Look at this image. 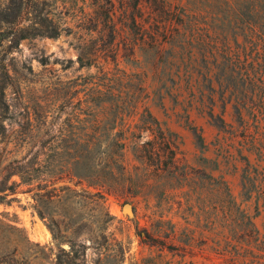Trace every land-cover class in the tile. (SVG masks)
Wrapping results in <instances>:
<instances>
[{
    "label": "rangeland",
    "instance_id": "374dc122",
    "mask_svg": "<svg viewBox=\"0 0 264 264\" xmlns=\"http://www.w3.org/2000/svg\"><path fill=\"white\" fill-rule=\"evenodd\" d=\"M229 2L0 0V181L32 179L0 196V264H260L224 101L258 7Z\"/></svg>",
    "mask_w": 264,
    "mask_h": 264
},
{
    "label": "trees",
    "instance_id": "16d2710c",
    "mask_svg": "<svg viewBox=\"0 0 264 264\" xmlns=\"http://www.w3.org/2000/svg\"><path fill=\"white\" fill-rule=\"evenodd\" d=\"M240 1L245 7H258L253 10V17L249 15L251 12L247 14L249 19L243 26L246 34L255 33L257 55L246 57V60L232 56L226 58L228 80L235 87L226 91L224 101L233 104L241 128L243 148L254 155V160L244 156L246 164L242 172L241 196L243 202L252 203L254 212L249 214L242 210L241 240L251 248L258 262L264 264V0ZM227 2L230 3L229 0ZM222 123L225 124V121L222 120ZM199 140L203 143L202 136ZM3 172L5 176L0 181V196L3 198L15 193L18 185L31 183V173L27 165L15 166L10 161ZM12 174H18L21 181L8 185L7 178ZM258 218L263 220L261 226L256 221Z\"/></svg>",
    "mask_w": 264,
    "mask_h": 264
},
{
    "label": "water",
    "instance_id": "95a60500",
    "mask_svg": "<svg viewBox=\"0 0 264 264\" xmlns=\"http://www.w3.org/2000/svg\"><path fill=\"white\" fill-rule=\"evenodd\" d=\"M123 211L127 212L129 215H134V209L130 203H125L123 205Z\"/></svg>",
    "mask_w": 264,
    "mask_h": 264
}]
</instances>
